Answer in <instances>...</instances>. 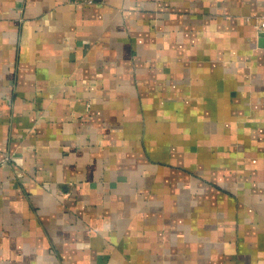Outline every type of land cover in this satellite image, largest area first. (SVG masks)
I'll return each mask as SVG.
<instances>
[{"label": "crops", "instance_id": "0c3cea01", "mask_svg": "<svg viewBox=\"0 0 264 264\" xmlns=\"http://www.w3.org/2000/svg\"><path fill=\"white\" fill-rule=\"evenodd\" d=\"M264 0H0V264H264Z\"/></svg>", "mask_w": 264, "mask_h": 264}, {"label": "built area", "instance_id": "2783aa9c", "mask_svg": "<svg viewBox=\"0 0 264 264\" xmlns=\"http://www.w3.org/2000/svg\"><path fill=\"white\" fill-rule=\"evenodd\" d=\"M73 3H79L83 5H93L96 3L101 2L102 0H70ZM258 30L261 32H264V17H261L259 24H258Z\"/></svg>", "mask_w": 264, "mask_h": 264}, {"label": "water", "instance_id": "95a60500", "mask_svg": "<svg viewBox=\"0 0 264 264\" xmlns=\"http://www.w3.org/2000/svg\"><path fill=\"white\" fill-rule=\"evenodd\" d=\"M259 43L261 47H264V32L260 33Z\"/></svg>", "mask_w": 264, "mask_h": 264}]
</instances>
